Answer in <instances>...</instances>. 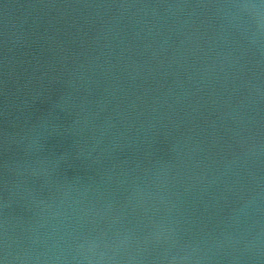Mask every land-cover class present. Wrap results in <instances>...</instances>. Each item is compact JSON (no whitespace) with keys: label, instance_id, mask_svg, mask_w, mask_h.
I'll return each instance as SVG.
<instances>
[{"label":"water","instance_id":"95a60500","mask_svg":"<svg viewBox=\"0 0 264 264\" xmlns=\"http://www.w3.org/2000/svg\"><path fill=\"white\" fill-rule=\"evenodd\" d=\"M0 264H264V0H0Z\"/></svg>","mask_w":264,"mask_h":264}]
</instances>
